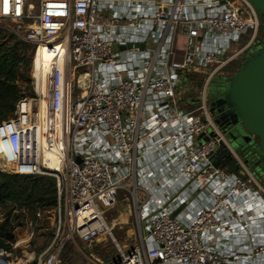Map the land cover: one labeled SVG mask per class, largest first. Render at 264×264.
Returning a JSON list of instances; mask_svg holds the SVG:
<instances>
[{
    "label": "built area",
    "instance_id": "2783aa9c",
    "mask_svg": "<svg viewBox=\"0 0 264 264\" xmlns=\"http://www.w3.org/2000/svg\"><path fill=\"white\" fill-rule=\"evenodd\" d=\"M258 16L246 0H0L34 48L33 96L0 122V173L53 178L57 198L48 247L0 243V264H55L59 235L111 239V264H264V187L208 110L213 82L259 45ZM120 191L129 248L104 218Z\"/></svg>",
    "mask_w": 264,
    "mask_h": 264
},
{
    "label": "rangeland",
    "instance_id": "374dc122",
    "mask_svg": "<svg viewBox=\"0 0 264 264\" xmlns=\"http://www.w3.org/2000/svg\"><path fill=\"white\" fill-rule=\"evenodd\" d=\"M36 1L37 0H32V2ZM36 13L37 10L34 8L33 15ZM258 20L260 25L259 30L261 29L264 33V18H260L258 16ZM22 29L23 24L18 25L9 21L0 22L1 31L13 34L19 40H22L20 38ZM30 67L31 64L26 73L29 76V79ZM199 81L200 80L194 78L191 82L185 83L183 85V94L190 97L198 96L200 91L199 86L201 83V81ZM18 89L22 98L29 100L33 95L31 83L19 84ZM212 95H215V89L211 86L208 99H210ZM212 120L215 123L213 117ZM220 131L222 132V130ZM225 138L229 142L226 135ZM229 144L231 146L230 142ZM231 148L233 149L232 146ZM259 182L261 183L260 180ZM117 195L115 205L111 209L105 211L104 218L106 223L111 226L113 224L112 221L117 219L116 215H118L119 212L124 210L128 213L129 218L125 225H122L125 223L122 221L123 223L120 222L122 224H116L114 227H111L113 228L112 234L116 243L121 248H129L137 241V225L134 220V211L130 203L131 198L127 192L120 191ZM4 222H7L8 226L14 229V243L10 244L2 240H0V243L6 244L7 248L11 250L14 257L39 254L48 247L55 237L52 210L43 211L33 219L28 212L20 210L16 206H10L7 209L1 208L0 224ZM16 243H21V245H16ZM56 244L61 245L62 248L55 264H111L118 258L115 244L111 241V239L94 241L92 243H82L76 238L67 239L65 235H59L56 240Z\"/></svg>",
    "mask_w": 264,
    "mask_h": 264
},
{
    "label": "trees",
    "instance_id": "16d2710c",
    "mask_svg": "<svg viewBox=\"0 0 264 264\" xmlns=\"http://www.w3.org/2000/svg\"><path fill=\"white\" fill-rule=\"evenodd\" d=\"M257 39L260 43L264 41L261 29L258 31ZM33 52V46L19 40L13 34L0 30V122L12 116L17 102L22 98L18 89L19 84L31 83L26 73ZM240 67L239 64H233L227 71L233 76ZM225 164L231 171L234 170L232 163ZM217 166L221 167V163ZM56 199L53 178L0 173V209L16 206L28 212L34 219L43 211L53 210ZM13 230L7 222L0 224V240L14 243Z\"/></svg>",
    "mask_w": 264,
    "mask_h": 264
},
{
    "label": "water",
    "instance_id": "95a60500",
    "mask_svg": "<svg viewBox=\"0 0 264 264\" xmlns=\"http://www.w3.org/2000/svg\"><path fill=\"white\" fill-rule=\"evenodd\" d=\"M256 13L264 18V0H246ZM142 49L143 45H134ZM127 48H131L128 45ZM124 50L125 47H120ZM215 95L210 101L215 100ZM222 103L234 114L241 127L243 136L253 138L257 142L258 164L260 174L264 175V46L257 52L247 56L240 69L229 80ZM216 106L220 104L217 100ZM242 136V137H243ZM219 153V150L217 151Z\"/></svg>",
    "mask_w": 264,
    "mask_h": 264
},
{
    "label": "flooded vegetation",
    "instance_id": "af4514ba",
    "mask_svg": "<svg viewBox=\"0 0 264 264\" xmlns=\"http://www.w3.org/2000/svg\"><path fill=\"white\" fill-rule=\"evenodd\" d=\"M263 46L264 41L259 43L257 47L249 50L247 54L236 62V64L241 65L248 55L259 51ZM231 77L232 75L213 82L212 87L215 89L216 98L214 101H210V99H208L209 111L217 127L222 130V133H224L229 139L233 150L242 158L247 169L252 172L256 178L258 177L261 181V185L264 187V175L259 178L260 164L257 163L258 150L256 140L243 136V133H241V127L237 122L236 117L229 111L228 108H226V105L221 102L224 93L227 91L228 80ZM217 100L220 101L218 106L214 104ZM227 163L231 164L232 161L228 159Z\"/></svg>",
    "mask_w": 264,
    "mask_h": 264
},
{
    "label": "crops",
    "instance_id": "0c3cea01",
    "mask_svg": "<svg viewBox=\"0 0 264 264\" xmlns=\"http://www.w3.org/2000/svg\"><path fill=\"white\" fill-rule=\"evenodd\" d=\"M120 214H126L127 221H128L129 215H128V213L126 211L123 210V211L119 212L118 215H116V218L117 219L112 221V223H114V225H116V224H122L123 223V222L122 223H120V222L118 223V221H119L118 217H119ZM126 223L127 222L123 223L122 225H125ZM16 245H21V243L20 244L19 243H16Z\"/></svg>",
    "mask_w": 264,
    "mask_h": 264
},
{
    "label": "bare ground",
    "instance_id": "6f19581e",
    "mask_svg": "<svg viewBox=\"0 0 264 264\" xmlns=\"http://www.w3.org/2000/svg\"><path fill=\"white\" fill-rule=\"evenodd\" d=\"M118 219H119V222H122V221L123 222H127L126 214H120L119 217H118ZM111 226L113 227L114 226V223Z\"/></svg>",
    "mask_w": 264,
    "mask_h": 264
}]
</instances>
